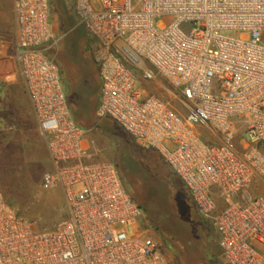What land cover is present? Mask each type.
Segmentation results:
<instances>
[{"label": "built area", "instance_id": "obj_1", "mask_svg": "<svg viewBox=\"0 0 264 264\" xmlns=\"http://www.w3.org/2000/svg\"><path fill=\"white\" fill-rule=\"evenodd\" d=\"M16 70L67 218L36 228L0 192V264H176L111 160H91L56 57L51 0H13ZM98 118L159 153L214 228L223 264H264V0H73ZM171 88V102L138 79Z\"/></svg>", "mask_w": 264, "mask_h": 264}, {"label": "rangeland", "instance_id": "obj_2", "mask_svg": "<svg viewBox=\"0 0 264 264\" xmlns=\"http://www.w3.org/2000/svg\"><path fill=\"white\" fill-rule=\"evenodd\" d=\"M62 1L69 13L73 14V0ZM12 5L13 0H0V47L1 52L4 50L0 54V65L9 62L7 68H3L4 73H0V192L9 204L18 207L31 219L36 228H50L67 218L68 212L59 187L44 189L41 186L42 176L49 168L47 150L35 131L31 104L11 58L14 37ZM52 16L59 26L60 17L54 5ZM72 29L67 31L64 45L58 51L67 59H70L65 50L68 40H74L79 45L73 58L83 53L89 54V45L85 47L79 44ZM91 65L96 75L91 68L77 63L72 69L68 67L62 70L67 92L78 101L88 99L91 103L97 102L100 80L92 61ZM137 84L141 90L156 91L165 99L176 101L164 80L154 86V82L139 78ZM93 118V122H87L83 127L84 142L92 153L90 159H115L122 142L111 131L118 127L108 123L105 128L108 127L109 131L100 129L96 125L101 119L95 113ZM124 136L133 157L149 172L150 186L158 196L154 212L158 216V226L147 220L146 214L143 225L161 243L162 251L176 264H223L219 258L214 228L198 213L181 181L157 151L143 148L130 136ZM135 175L141 179V170ZM157 184L165 185L164 195L162 192L158 195ZM249 190L253 195L264 197V181L255 180ZM140 191L144 190L140 188Z\"/></svg>", "mask_w": 264, "mask_h": 264}, {"label": "trees", "instance_id": "obj_3", "mask_svg": "<svg viewBox=\"0 0 264 264\" xmlns=\"http://www.w3.org/2000/svg\"><path fill=\"white\" fill-rule=\"evenodd\" d=\"M51 4L52 6L54 5L55 10L59 14L60 17L59 33L64 34L63 39L66 38L68 34L67 31L70 28H73L72 31L75 32L79 40V44L82 43L85 45V47L88 46L90 42L89 38L87 37L84 30L80 26L76 25V20L73 14L69 13L63 1L51 0ZM63 39L60 47H63L62 45H64ZM65 46H66L65 50L67 52L66 55H68L70 59H67L66 57L63 56L58 57L56 60H57V65L60 67V69L63 70L68 67L72 69L74 68L75 63H77L80 66L83 65L86 66L87 68H91L94 74L96 75V72L91 65L90 58L88 56H85L84 53L81 54L80 57L73 58L75 57L74 54L76 52V48L78 49L79 47V45H77V43L74 40H68ZM62 70H61V74H62ZM62 79L64 82L63 74H62ZM66 93L74 121L81 127H84V124L87 122H93L94 121L93 116L94 113L96 114V109L98 106L99 91L97 94V102H93V103H91L88 99L87 100L85 99L84 101L81 100L78 101L77 98L72 97L71 94L67 92V89H66ZM108 123H112L117 126V124L109 118H102L101 122L97 123L96 126L100 129H105L109 131L108 127L105 128L106 124ZM117 127L118 128H114L111 131V133L116 134L120 138L122 144L117 150L116 158L109 160H111L115 164L116 169L120 175V178L122 179V182L126 190L130 194V196L138 203V205L143 209L147 217L146 219L152 221L155 226H158V221H159L158 216L154 214V212L156 211L155 209L157 208L158 196H156L155 191H153V189L150 186L152 184L147 177L149 172L144 167H141V164L133 157L129 149L126 137L124 136V134L126 133L119 126ZM139 170H141L142 172L141 179H138V177H136L135 175ZM140 188L143 189L144 191H140ZM157 189L159 196L162 193L163 195L166 193L165 185L160 186L157 184ZM193 228L195 230V227ZM200 229L201 231L203 230L201 225H200Z\"/></svg>", "mask_w": 264, "mask_h": 264}, {"label": "crops", "instance_id": "obj_4", "mask_svg": "<svg viewBox=\"0 0 264 264\" xmlns=\"http://www.w3.org/2000/svg\"><path fill=\"white\" fill-rule=\"evenodd\" d=\"M51 20H52L53 29H54L55 31L59 32V30H60V29H59L60 25L58 26V24L56 23V18H55V17L53 18V16H52V11H51ZM3 51H4V50H3ZM3 51L1 52V47H0V54L3 53ZM84 55L89 57V55H88L87 53L84 54ZM58 57H62V56L58 53L56 59H57ZM11 58H12V55H11ZM90 60H91V58H90ZM64 61H65V60H64ZM91 61H92V60H91ZM56 62H57V60H56ZM8 63H9V62H6L5 64H3V66L0 65V70H1L0 73H4L3 68H7L6 66H8ZM58 67H59V66H58ZM59 69H60V67H59ZM61 70H62V69H60V71H61ZM62 74H63V73H62ZM33 116H34V115H33ZM34 119H35V117H34ZM34 125H35V131L37 132V135H38L39 139H40L41 142L44 144V141L42 140V138H41V136H40V134H39L36 120L34 121ZM44 146H45V144H44Z\"/></svg>", "mask_w": 264, "mask_h": 264}]
</instances>
